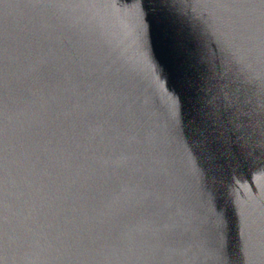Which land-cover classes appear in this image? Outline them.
Here are the masks:
<instances>
[{
  "label": "water",
  "instance_id": "95a60500",
  "mask_svg": "<svg viewBox=\"0 0 264 264\" xmlns=\"http://www.w3.org/2000/svg\"><path fill=\"white\" fill-rule=\"evenodd\" d=\"M0 264H264V0H0Z\"/></svg>",
  "mask_w": 264,
  "mask_h": 264
}]
</instances>
